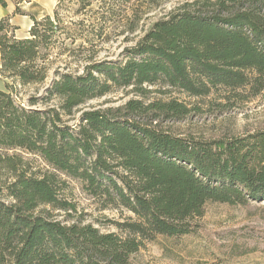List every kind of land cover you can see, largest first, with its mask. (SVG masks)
Here are the masks:
<instances>
[{"label":"trees","instance_id":"1","mask_svg":"<svg viewBox=\"0 0 264 264\" xmlns=\"http://www.w3.org/2000/svg\"><path fill=\"white\" fill-rule=\"evenodd\" d=\"M64 1L40 19L15 2L14 14L33 20L23 38L15 35L10 15L0 19V264H130L145 239L190 233L207 201L263 202L264 127L217 137L175 133L156 119L186 116L189 108L176 99H130L122 107L75 115L85 102L129 86L140 95L158 83L192 97L222 91L237 97L245 89L257 95L264 90L258 0L187 2L156 20L122 59L93 60L82 73L55 68L44 95L24 104L16 83L45 81L52 46L70 35ZM78 4L82 16L74 33L85 36L90 50L96 40L109 39L111 25L120 33L137 27L140 4L132 0ZM26 153L51 169L36 175ZM62 175L81 181L103 207L123 206L136 219L115 222L119 231L108 232L72 220L76 207L61 196L68 185ZM45 205L65 211L66 218H55Z\"/></svg>","mask_w":264,"mask_h":264},{"label":"rangeland","instance_id":"2","mask_svg":"<svg viewBox=\"0 0 264 264\" xmlns=\"http://www.w3.org/2000/svg\"><path fill=\"white\" fill-rule=\"evenodd\" d=\"M12 1L14 4L19 1L25 13H33L40 19L45 14H53L59 0ZM193 1L196 0H132L133 5L140 4L135 30L114 32L111 25L108 28L109 39L104 42L96 40L95 49L90 50L91 44L86 41L85 36L74 33L75 28L80 27L78 19L82 16L81 13L75 12L79 5L78 0H65L61 12L65 15L66 27L71 28L70 35L62 34L59 41L52 46L50 54L53 62L45 81L28 85L16 83L15 93L18 100L28 104L31 95L42 97L54 79V69L57 67L62 71L82 73L86 64L93 60L122 59L125 49L133 46L156 20ZM263 1H256L254 6L264 14ZM132 11L130 8L128 14ZM22 15H27V23L21 25L20 34L28 33V36L27 25L31 23V27L33 20L28 14ZM89 22L86 21V24ZM81 44L85 49L79 47ZM90 55L93 58L87 57ZM0 87L5 88V79L1 77ZM145 87L148 89L145 95H140L129 86L91 99L77 108L76 118L82 110L118 108L124 106L130 99H139L146 104L176 99L189 108V113L179 118L161 114L156 119L158 123L161 122L165 128L175 133L217 137L223 134H241L247 130L264 127V90L257 95H248L246 89L241 90L243 95L237 97L229 96L223 91L212 92L204 97H192L161 83ZM57 102L58 100L53 101ZM150 114H155V111H150ZM25 156L31 170L38 176L51 169L39 156L29 153ZM62 177L67 180L68 185L62 189L61 196L73 202L76 207L70 211L72 220L82 219L84 223H92L103 232H108L119 231L115 222L136 219L134 213L123 206L103 207L95 196L84 190L81 181L65 175ZM43 208L51 210L57 219L66 218L67 213L63 210H54L48 205ZM192 225V231L187 234L179 236L156 234L153 238L145 239L144 245L131 255L130 264H264V201H250L247 204L207 201L203 214L196 217Z\"/></svg>","mask_w":264,"mask_h":264},{"label":"crops","instance_id":"3","mask_svg":"<svg viewBox=\"0 0 264 264\" xmlns=\"http://www.w3.org/2000/svg\"><path fill=\"white\" fill-rule=\"evenodd\" d=\"M6 1V6H3L0 0V19L6 15H10V21L14 25H18V29L15 31V35L19 38L26 37L27 34H20V30L22 31L21 25L26 24V17L27 15H22V14H14V9H15V4L12 0H5ZM30 24L27 25V31L30 28ZM1 88V87H0ZM3 89V88H2Z\"/></svg>","mask_w":264,"mask_h":264}]
</instances>
